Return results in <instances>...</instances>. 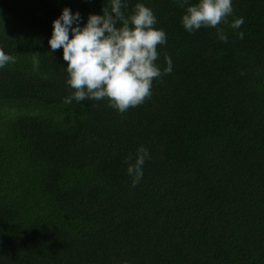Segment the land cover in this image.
Masks as SVG:
<instances>
[{"label":"trees","instance_id":"16d2710c","mask_svg":"<svg viewBox=\"0 0 264 264\" xmlns=\"http://www.w3.org/2000/svg\"><path fill=\"white\" fill-rule=\"evenodd\" d=\"M138 2L173 70L121 114L106 98L63 103L67 62L48 45L64 7L86 22L109 0H0L14 57L0 68V264H264V0H233L228 20L244 23L217 26L226 42L186 32L177 0H127L126 17Z\"/></svg>","mask_w":264,"mask_h":264},{"label":"clouds","instance_id":"9594fccd","mask_svg":"<svg viewBox=\"0 0 264 264\" xmlns=\"http://www.w3.org/2000/svg\"><path fill=\"white\" fill-rule=\"evenodd\" d=\"M185 8L181 24L188 33L201 27L217 28L228 23L239 29L243 17L234 16L233 0H177ZM110 9L102 14L90 13L86 22L81 13L64 7L52 21V32L48 45L52 51L62 48V59L67 62L66 83L73 90L63 98V103L78 104L85 100L107 99L108 106L123 114L130 107L143 104L152 95L154 79L170 74L173 70L171 58L165 55V66L161 68L157 46L167 42V34L156 28L157 17L144 3H136L131 14L125 16L127 0H109ZM83 22V23H82ZM243 38L244 33L238 31ZM217 38L227 41V35L217 28ZM14 62V57L0 49V68ZM34 70L39 69V60L33 58ZM149 150L143 145L136 150L134 163L126 169L135 186L143 175V165L150 159Z\"/></svg>","mask_w":264,"mask_h":264}]
</instances>
